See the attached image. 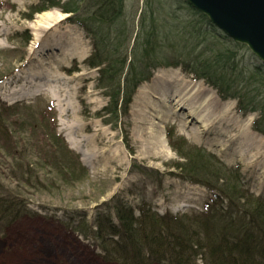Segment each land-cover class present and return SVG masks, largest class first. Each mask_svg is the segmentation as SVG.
<instances>
[{
    "label": "trees",
    "instance_id": "16d2710c",
    "mask_svg": "<svg viewBox=\"0 0 264 264\" xmlns=\"http://www.w3.org/2000/svg\"><path fill=\"white\" fill-rule=\"evenodd\" d=\"M43 2L47 4L33 6L34 13L57 7L91 39L93 51L85 63L98 69V87L109 98L96 114L114 128L120 127L130 154H135L128 127L130 105L157 67H179L203 79L223 100H236L242 115L257 112L252 129L264 135V63L244 64L239 47L246 45L233 41L237 49L224 47L218 27L191 5L203 19L205 37L212 36L198 53L199 24L191 21L184 24L183 32L170 30L171 35L167 27L172 23L168 17L161 18L159 5L145 9L137 18L127 13L125 0ZM223 35V39L230 38ZM181 42L185 48L192 42V47L185 53L166 52L167 47L177 51ZM13 108L0 104V234L20 219L40 214L31 206L27 189L45 190L56 185L55 177L74 182L87 170L80 154L58 133L53 104L29 119L13 116ZM166 136L184 159L174 164L180 170L175 175L212 193L202 212L162 213L152 202L144 200L134 206L115 194L94 207L92 220L81 208H65L59 220L97 246L108 264H264V196L250 189L239 166L175 139L173 127L166 129Z\"/></svg>",
    "mask_w": 264,
    "mask_h": 264
},
{
    "label": "rangeland",
    "instance_id": "374dc122",
    "mask_svg": "<svg viewBox=\"0 0 264 264\" xmlns=\"http://www.w3.org/2000/svg\"><path fill=\"white\" fill-rule=\"evenodd\" d=\"M37 4L47 3L43 0H0V11H4L0 18V104L14 106L11 110L13 116L26 119L40 116L41 109L53 104L57 110L58 133L65 136L69 146L80 154L87 170L74 182L55 177L56 185L45 190L27 189L31 206L40 214L24 217L6 234H0V264H108L101 258L97 246L68 229L59 218L65 208H81L92 220L94 207L102 206L115 194L134 206L144 200L152 202L162 213L200 212L198 207L211 199L212 193L201 184L175 175L180 170L174 164L184 162V159L169 144L166 136L169 127L174 128L175 139H183L189 146L205 148L229 165L239 166L250 189L264 196V168L249 166L247 161L233 155L231 141H223L227 138L226 133L219 135L218 129L201 130L203 137L197 142L183 130L184 123H189L188 110L175 111V100L167 105L151 96L154 90L160 89L162 78L166 76L176 77L178 91L184 86L179 82L181 77L202 80V88L214 89L203 79H197L179 67L155 68L152 79L141 85L134 96L128 127L135 154H130L120 127L114 128L96 114L109 98L98 87V69L85 63L93 51L91 39L81 26L67 20L69 14L57 7L34 13L33 6ZM125 5L127 13L136 14L137 18L145 9L159 5L161 18L168 17V22L172 23L167 27L169 33L170 30L175 34L183 32L184 24L191 21L199 24L202 42L196 53L206 48L205 40L212 39V36L205 37L203 19L186 0H125ZM44 12L51 13L54 23L60 19L61 23L47 31L40 30L38 24L52 22L41 15ZM10 16L13 23L8 20ZM192 35L187 34V37L193 38ZM223 38V32L218 29V39L225 42L224 47L237 49L233 39ZM218 44L223 47L222 42L218 41ZM191 47L192 42L188 44V48ZM188 48L181 42L177 51L167 47L166 52L179 50L185 53ZM239 56L246 65L261 62L247 46L239 47ZM52 66L56 67L52 68L54 80H51L52 74L44 77V90H37L30 81H25V76L29 79L34 71ZM66 69L73 72L69 74ZM21 86L25 96L16 91ZM218 99L226 101L219 95ZM234 101L231 116L238 126L232 131H237L245 125L248 116L253 122L257 112L242 115ZM201 124H196L199 130ZM202 208L205 209V205Z\"/></svg>",
    "mask_w": 264,
    "mask_h": 264
},
{
    "label": "bare ground",
    "instance_id": "6f19581e",
    "mask_svg": "<svg viewBox=\"0 0 264 264\" xmlns=\"http://www.w3.org/2000/svg\"><path fill=\"white\" fill-rule=\"evenodd\" d=\"M21 13L23 14L24 12L21 11ZM41 15L46 17L49 21L54 19L51 13L44 12ZM3 16L4 11H0V18ZM8 20L11 23L14 22L11 16ZM45 23L38 24L39 28H41L40 30L47 31L55 24L61 23V19L58 23H54L53 21L46 25ZM52 68L55 69L56 67L52 66L51 68L45 67L38 69L30 75L29 79L27 78L29 76H25V81H30L34 87H37V90H44L42 79L51 76ZM53 75L54 74L51 76V80H54L52 78ZM180 81L184 86L181 91H178L176 88L177 82L175 76L163 77L160 89L154 90L151 96L155 99H161L167 105L172 100H175V111H180L182 109L188 110L187 117H189V123H184L183 130L195 141L201 142L203 137L201 130H207V132H209L210 130L216 131L218 129L219 135L221 132L227 134V138H224L223 141H231L230 146L233 155L237 156L241 161H247L249 166L264 168V135L251 128L252 117H247L246 123L241 129L238 128L237 131H232L234 127L238 126L231 116L235 107L234 100L229 99L220 101L214 89H211V87H209V89L202 88V80H190L189 78L181 77L179 78V82ZM24 84L27 85L26 82ZM29 89H31V86H29ZM16 91L21 92L22 95L20 96H23L25 93L22 92V86ZM151 115L156 116L152 113ZM158 115L162 116L159 113ZM198 123H202L200 130L196 126ZM213 144H217V141H213ZM223 149L225 151L227 150L226 147H223ZM83 160L87 163L85 157H83Z\"/></svg>",
    "mask_w": 264,
    "mask_h": 264
},
{
    "label": "water",
    "instance_id": "95a60500",
    "mask_svg": "<svg viewBox=\"0 0 264 264\" xmlns=\"http://www.w3.org/2000/svg\"><path fill=\"white\" fill-rule=\"evenodd\" d=\"M264 63V0H186Z\"/></svg>",
    "mask_w": 264,
    "mask_h": 264
}]
</instances>
